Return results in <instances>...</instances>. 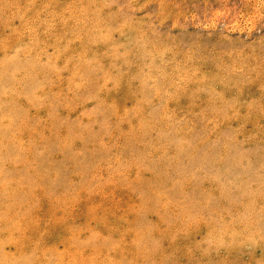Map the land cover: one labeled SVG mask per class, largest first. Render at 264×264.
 <instances>
[{
    "label": "rangeland",
    "instance_id": "1",
    "mask_svg": "<svg viewBox=\"0 0 264 264\" xmlns=\"http://www.w3.org/2000/svg\"><path fill=\"white\" fill-rule=\"evenodd\" d=\"M0 264H264V0H0Z\"/></svg>",
    "mask_w": 264,
    "mask_h": 264
}]
</instances>
